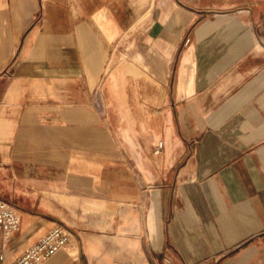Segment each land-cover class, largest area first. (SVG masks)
<instances>
[{
  "label": "crops",
  "instance_id": "obj_1",
  "mask_svg": "<svg viewBox=\"0 0 264 264\" xmlns=\"http://www.w3.org/2000/svg\"><path fill=\"white\" fill-rule=\"evenodd\" d=\"M0 197L6 263L61 220L89 264H264V9L0 0Z\"/></svg>",
  "mask_w": 264,
  "mask_h": 264
},
{
  "label": "built area",
  "instance_id": "obj_2",
  "mask_svg": "<svg viewBox=\"0 0 264 264\" xmlns=\"http://www.w3.org/2000/svg\"><path fill=\"white\" fill-rule=\"evenodd\" d=\"M94 103L101 111L104 109L99 89L95 90ZM162 146L161 141L158 148ZM21 222L17 207L0 197V264H45L59 250L68 246L74 236L73 231L67 225L57 223L18 257L6 263L5 249L20 229ZM73 260V264H89L78 255L74 256Z\"/></svg>",
  "mask_w": 264,
  "mask_h": 264
},
{
  "label": "rangeland",
  "instance_id": "obj_3",
  "mask_svg": "<svg viewBox=\"0 0 264 264\" xmlns=\"http://www.w3.org/2000/svg\"><path fill=\"white\" fill-rule=\"evenodd\" d=\"M233 1H236V0H231V3L233 4ZM240 1V0H239ZM244 1V0H243ZM246 1V5H256V6H261L263 9H264V0H245ZM95 100V98H94ZM15 205V204H14ZM57 223H63L65 225H67L74 233V236L71 240V242H73L75 244V248H72L71 249V261H70V264H73L74 263V260L73 257L78 255L81 257V259L84 260V256L82 255L81 252L78 251L76 245H77V241H78V228H77V223L76 221H61V220H56L55 221V224ZM70 245V244H69Z\"/></svg>",
  "mask_w": 264,
  "mask_h": 264
}]
</instances>
